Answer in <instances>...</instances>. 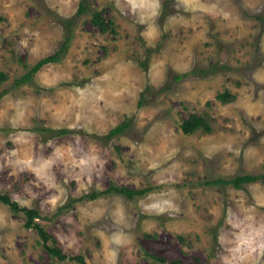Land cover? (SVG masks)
Segmentation results:
<instances>
[{"label":"rangeland","instance_id":"obj_1","mask_svg":"<svg viewBox=\"0 0 264 264\" xmlns=\"http://www.w3.org/2000/svg\"><path fill=\"white\" fill-rule=\"evenodd\" d=\"M0 71V193L39 210L51 246L88 264H264V182L209 183L264 174V0H0ZM196 114L211 132H184ZM25 221L0 200V264H82Z\"/></svg>","mask_w":264,"mask_h":264},{"label":"trees","instance_id":"obj_2","mask_svg":"<svg viewBox=\"0 0 264 264\" xmlns=\"http://www.w3.org/2000/svg\"><path fill=\"white\" fill-rule=\"evenodd\" d=\"M87 6L86 5H80V8L78 10V13H83L84 11H87ZM93 22L96 23L97 25L101 26L103 29H105L108 26H112L114 24L113 20H107L102 16V12L100 10H94L93 11V16H92ZM70 27V25L68 26ZM72 38L71 35H67L66 41L63 43V45L60 47L58 51H56L53 54H50L44 58L39 59L33 67L30 68L29 72H26L24 75L21 77H18L16 81L19 84H24L27 82H30L32 80L33 74H35L38 70H40L46 63L48 62H56L61 60L63 53L68 47L69 41ZM182 75H177L176 78H181ZM8 76L5 72L0 71V79L5 80L7 79ZM1 97V94H0ZM235 98V94L232 92L225 90L223 92H220L218 94V99H220L224 103H228L231 100ZM124 125H120L116 128H113L110 133L108 134L107 137H110L114 134L120 133L123 131ZM182 129L186 133H194L199 129H203L207 131L208 133L213 130L212 126L210 123L204 118V116L201 115H193L192 117L185 119L182 123ZM257 181H263L264 182V174H253V173H244V174H237L233 177L225 178V177H218L217 179L210 180V184H225V185H232L235 188H242L244 187L245 184L248 183H253ZM114 190L118 193L121 194H126L128 196H132L133 193H144L143 191H146V188L141 189V190H133L129 187L126 186H111L108 191ZM99 194V193H98ZM94 195V194H93ZM96 195V194H95ZM0 200L3 201L4 203L10 205L15 212H23L26 221H25V226L28 228H36L38 231V234L41 237V240L44 241L46 248L49 250V252L53 255L58 257L61 260H65L67 258L70 259H77L80 261L82 264H88L85 261V257L83 255H76V256H68L60 247L56 246H51L49 244V240L53 239L54 236L44 228V226L40 223L37 222L36 218L40 217L39 210L33 209L30 207H24L19 202L16 200L12 199V197L8 194H3L0 193ZM55 241V240H54Z\"/></svg>","mask_w":264,"mask_h":264}]
</instances>
